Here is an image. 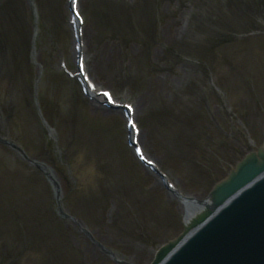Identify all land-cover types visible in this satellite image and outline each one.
Listing matches in <instances>:
<instances>
[{"label": "rangeland", "instance_id": "rangeland-1", "mask_svg": "<svg viewBox=\"0 0 264 264\" xmlns=\"http://www.w3.org/2000/svg\"><path fill=\"white\" fill-rule=\"evenodd\" d=\"M28 1L0 0V52L9 64L6 75L0 69V138L20 147L24 142L29 143V160L45 162L52 169L63 157L64 163H71L72 174L61 167L55 173L65 187V198L72 186L84 194L98 192L101 204L92 216L85 214L92 227L85 225V228L112 255L104 254L94 240L66 220L69 226L64 227L66 238L62 236V240L65 242L70 237L72 246L81 251L83 264H149L155 250L176 234L170 231L174 223L179 225V211L176 205L168 203L163 189L146 175L127 147L122 115L96 110L80 95L78 84L69 82L61 73L62 59L73 68L75 64L67 0H45L43 7H38L40 30L34 56L29 55L34 18ZM81 1L88 19L84 30L91 75L100 86H112L121 96L140 106L138 116L144 123L147 152L169 168L184 193L202 196L208 186L197 185L202 179L180 155H186L205 174L212 169L208 157L213 151L219 157L215 164L224 165L228 170L227 150L235 151L241 143L248 145L237 116L227 110L213 86V74L218 82L237 77L231 91L235 102L230 108L238 116L242 112L246 117L241 118L249 124L264 119L260 108V105L264 108V31L245 37L238 28L227 32L214 27L224 22L231 27L238 24L242 17L236 12L245 7L253 12L261 11L258 21L264 30V0ZM100 2L115 11L133 5L145 11L138 14L128 36L124 33L127 28L119 33L109 25L104 29L103 21L98 18ZM229 2L230 9H227ZM12 9L16 10L14 18ZM18 29L25 35L21 47L14 39L9 41L11 33ZM207 32L217 39L215 43L219 42L215 51L210 47L216 44L208 45L201 37ZM41 70H44V104L51 115L56 114L67 125V133L62 132L58 144L39 123L34 108L32 86ZM10 106L12 112L8 110ZM196 110L197 117H194ZM182 112L188 120L185 125L175 121ZM153 114L156 119H152ZM195 121L194 131L187 134V147L183 143L174 145L175 129L191 133L190 127L183 129V126ZM30 161L25 162L16 152L0 144V194L6 192L13 196L18 207L46 205L51 199L44 171ZM102 189L105 190L103 197ZM54 230L43 226L38 235L42 231L46 238V232L53 235ZM0 231V257L6 254L18 260L19 254L22 264L36 261L30 258L37 255L26 253L32 248L28 243L18 245L17 236L8 238L5 231ZM76 255V262L70 261L72 264H79Z\"/></svg>", "mask_w": 264, "mask_h": 264}, {"label": "water", "instance_id": "water-1", "mask_svg": "<svg viewBox=\"0 0 264 264\" xmlns=\"http://www.w3.org/2000/svg\"><path fill=\"white\" fill-rule=\"evenodd\" d=\"M258 156L264 160V151ZM238 172L232 175L234 180L242 170ZM232 181L221 186L214 198L216 207L241 186L235 188ZM204 221L196 220L193 225ZM175 246L163 250L155 264H264V178L223 206L166 259Z\"/></svg>", "mask_w": 264, "mask_h": 264}, {"label": "snow or ice", "instance_id": "snow-or-ice-1", "mask_svg": "<svg viewBox=\"0 0 264 264\" xmlns=\"http://www.w3.org/2000/svg\"><path fill=\"white\" fill-rule=\"evenodd\" d=\"M105 96H107L108 99H109L112 103H115V100L112 99V94H111V93H105ZM133 127H135V124H133Z\"/></svg>", "mask_w": 264, "mask_h": 264}, {"label": "bare ground", "instance_id": "bare-ground-1", "mask_svg": "<svg viewBox=\"0 0 264 264\" xmlns=\"http://www.w3.org/2000/svg\"><path fill=\"white\" fill-rule=\"evenodd\" d=\"M101 101V100H100ZM98 102V101H97ZM104 109V108H103ZM142 135H143V132H141V134H140V138H142ZM197 212V209L196 208H194L193 210H192V213H196ZM189 214V217L191 216L190 215V212L188 213Z\"/></svg>", "mask_w": 264, "mask_h": 264}]
</instances>
